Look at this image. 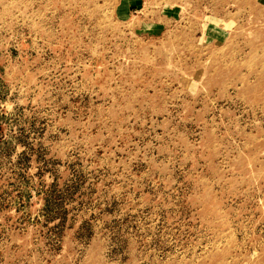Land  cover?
<instances>
[{"label": "rangeland", "instance_id": "obj_1", "mask_svg": "<svg viewBox=\"0 0 264 264\" xmlns=\"http://www.w3.org/2000/svg\"><path fill=\"white\" fill-rule=\"evenodd\" d=\"M0 264H264V0H0Z\"/></svg>", "mask_w": 264, "mask_h": 264}]
</instances>
